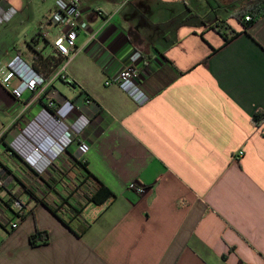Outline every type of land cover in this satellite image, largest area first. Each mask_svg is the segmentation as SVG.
<instances>
[{
  "label": "crops",
  "instance_id": "0c3cea01",
  "mask_svg": "<svg viewBox=\"0 0 264 264\" xmlns=\"http://www.w3.org/2000/svg\"><path fill=\"white\" fill-rule=\"evenodd\" d=\"M251 1L81 0L97 39L78 31L74 85L55 79L19 99L0 85V264H264V10L244 28ZM54 10L55 0H0V66L19 55L50 81L64 62ZM135 50L142 105L104 85ZM46 99L78 105L67 122L81 130L45 179L71 191L76 158L115 195L63 216L79 235L30 198L57 201L5 145ZM16 193L23 219L5 204ZM38 231L47 239L32 243Z\"/></svg>",
  "mask_w": 264,
  "mask_h": 264
},
{
  "label": "built area",
  "instance_id": "2783aa9c",
  "mask_svg": "<svg viewBox=\"0 0 264 264\" xmlns=\"http://www.w3.org/2000/svg\"><path fill=\"white\" fill-rule=\"evenodd\" d=\"M249 18L246 16L245 20ZM53 19L60 25L61 30L52 40V46L64 57V62L52 73L50 81L46 82L44 77L19 55L0 66V85L8 89L16 99L21 98L26 91L39 96L55 79L73 82L67 74L66 66L76 52L75 38L78 31L89 33V40L97 39L95 32H90L87 23L82 19L81 0H55ZM140 57L139 51H133L128 56V62L118 73L104 80L105 86H118L136 105H142L150 99L139 85L135 64ZM13 80L17 82L15 85L11 84ZM86 102H89V99H86ZM78 109L79 106L69 100L56 105L51 99H46L45 105L25 125L19 127L8 142V152L17 155L37 176L44 177L62 152L78 139L81 127L74 124L75 122H67L69 114ZM3 133L0 131V140ZM81 148L85 151L88 144L82 143ZM238 154L241 155L242 151ZM6 174V170L0 166V187L5 186L3 177ZM129 187L138 193L144 192V187H135L134 184ZM22 207L23 202L16 193L13 208L20 210ZM10 226L15 228L17 222H11Z\"/></svg>",
  "mask_w": 264,
  "mask_h": 264
},
{
  "label": "trees",
  "instance_id": "16d2710c",
  "mask_svg": "<svg viewBox=\"0 0 264 264\" xmlns=\"http://www.w3.org/2000/svg\"><path fill=\"white\" fill-rule=\"evenodd\" d=\"M263 10H264V0L251 1V4L247 6L243 15H241V20L243 19L242 21H244L242 23L244 28H246L253 21L255 15H257L258 13H260ZM246 16L250 17L249 20H244ZM238 19H239V17H238ZM236 34H238V32H234L231 37L235 36ZM223 36L227 41L228 40L227 35L223 34ZM59 61L60 60L58 58L57 59L54 58L52 60V66L54 68L56 66H58ZM31 66L34 68V70L36 72L41 74L36 67H34L33 65H31ZM67 83H69L70 85H74L73 82H67ZM48 108H49V110H53V108H51V107H48ZM257 119L260 120L261 117L260 118L256 117V120ZM5 145L7 147V150H9L8 143ZM13 156H16L17 158H19L17 155L13 154ZM74 160H75L76 165L79 168H81L82 173H81V175H78L77 177H75L74 180L70 181L73 186H72V190L69 192H64V191L58 190L55 187V185H53L50 182V179L49 180L47 178L45 179L46 175L44 177L38 176L45 183V188H44L45 195L52 193L57 199L56 203H47L42 198L38 199L35 196V192H33L31 189H26V192L29 194L31 199L38 200L54 216H56L66 227H68L75 234H77V232H75V230L70 226L69 221L66 218H64L63 216L66 215L69 220L75 219L78 217V214L80 213V207H82L84 204L102 205L105 202L114 198L115 195L110 191V189L104 183H102L90 171L87 170L86 162L84 160H79L76 158ZM0 165H1V167H3V165L1 163H0ZM51 166H50V168H51ZM3 168H5V167H3ZM82 186H84V187H82ZM13 201H14V199L13 200L8 199L5 203L6 206L15 215H17L19 218L23 219L24 216L26 215V212L23 210L24 205L20 210H16L13 208ZM77 235H79V233ZM36 237H39V239L45 241L47 239V233L38 231L30 237V241L32 243H34Z\"/></svg>",
  "mask_w": 264,
  "mask_h": 264
},
{
  "label": "rangeland",
  "instance_id": "374dc122",
  "mask_svg": "<svg viewBox=\"0 0 264 264\" xmlns=\"http://www.w3.org/2000/svg\"><path fill=\"white\" fill-rule=\"evenodd\" d=\"M56 83H58L57 85H60V84H62L59 80L56 82ZM67 177H65V179H63V181L65 182V183H69L70 184V182L69 181H72V180H74V178L72 179V178H68L69 176H72V175H70L69 173H66L65 174ZM62 180V179H61ZM28 197L27 196H25V199L23 198V200L24 201H26V199H27ZM32 204L30 203V205H29V209H31L32 208V206H31Z\"/></svg>",
  "mask_w": 264,
  "mask_h": 264
}]
</instances>
